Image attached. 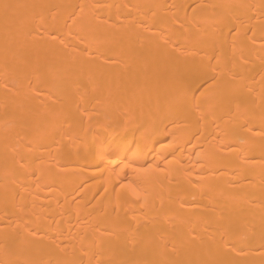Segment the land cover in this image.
<instances>
[{
    "label": "bare ground",
    "instance_id": "obj_1",
    "mask_svg": "<svg viewBox=\"0 0 264 264\" xmlns=\"http://www.w3.org/2000/svg\"><path fill=\"white\" fill-rule=\"evenodd\" d=\"M0 264H264V0H0Z\"/></svg>",
    "mask_w": 264,
    "mask_h": 264
}]
</instances>
